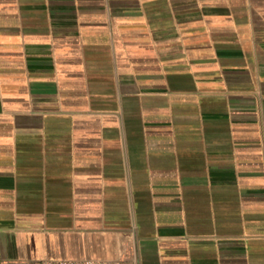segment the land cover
<instances>
[{
    "label": "crops",
    "instance_id": "1",
    "mask_svg": "<svg viewBox=\"0 0 264 264\" xmlns=\"http://www.w3.org/2000/svg\"><path fill=\"white\" fill-rule=\"evenodd\" d=\"M264 264V0H0V264Z\"/></svg>",
    "mask_w": 264,
    "mask_h": 264
},
{
    "label": "built area",
    "instance_id": "2",
    "mask_svg": "<svg viewBox=\"0 0 264 264\" xmlns=\"http://www.w3.org/2000/svg\"><path fill=\"white\" fill-rule=\"evenodd\" d=\"M29 264H122L121 261H102V260H71V259H51L35 261Z\"/></svg>",
    "mask_w": 264,
    "mask_h": 264
}]
</instances>
